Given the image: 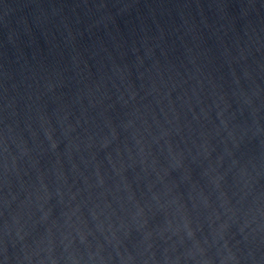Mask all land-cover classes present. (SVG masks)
I'll list each match as a JSON object with an SVG mask.
<instances>
[{"label":"water","instance_id":"1","mask_svg":"<svg viewBox=\"0 0 264 264\" xmlns=\"http://www.w3.org/2000/svg\"><path fill=\"white\" fill-rule=\"evenodd\" d=\"M0 264H264V0H0Z\"/></svg>","mask_w":264,"mask_h":264}]
</instances>
